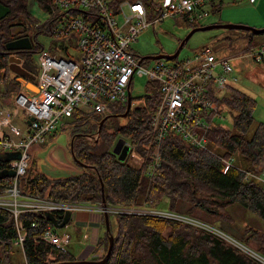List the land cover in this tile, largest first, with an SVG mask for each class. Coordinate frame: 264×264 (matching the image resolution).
I'll use <instances>...</instances> for the list:
<instances>
[{
    "label": "trees",
    "instance_id": "16d2710c",
    "mask_svg": "<svg viewBox=\"0 0 264 264\" xmlns=\"http://www.w3.org/2000/svg\"><path fill=\"white\" fill-rule=\"evenodd\" d=\"M27 1L0 0V5L9 10L0 20V77L3 74L1 72H8V60L12 55L20 54L33 69L27 56L36 52V35L47 31V25L44 24L31 39L28 37L31 44L29 51L17 53L7 49V44L21 37L18 36L20 29L25 37L23 28L26 24L39 23L32 16ZM138 1L148 3L150 0ZM30 2L47 13L45 0ZM222 3L213 5L212 12H218ZM180 18L191 30L201 27L196 23H189L185 17ZM12 28L18 29L14 35ZM248 34L250 38L248 37L245 52L253 50L256 37ZM259 36L264 37V34ZM18 78L15 76L14 79L3 80L0 100L19 94L22 85ZM148 87L151 91L145 96V101L149 112H153L158 85L148 83ZM255 105L253 98L239 90L230 89L227 98L223 99V106L230 113L232 129L219 125L209 132V145L214 150L191 147L175 134L168 133L161 143L154 144L149 153H145L148 162L140 167L131 165L128 160L118 161L112 154V149L118 140L123 139L129 145H137V150L141 153L140 145L145 143L141 136L148 130L147 122L150 120L145 110L130 111L125 119H120L113 116L123 115L126 104L115 106L99 134V123L104 117L77 110L64 120L59 130H69L70 138L73 139L74 157L90 173L50 180L41 173L29 178L27 172L20 179L19 187L22 191L39 194L54 201L97 204L102 203V184L105 203L166 210L220 231H225L222 225L226 229L234 224L227 210L234 205L264 221V183L255 178L264 172V123H259L252 135L248 136L254 123ZM119 121L123 124L119 125ZM118 136L120 138L117 140ZM153 154H158L160 167L155 176L150 178L146 168ZM223 162H228L229 167L226 168ZM246 173L253 177L247 178ZM9 181L0 180V193L8 186ZM115 219L116 234H111L109 216L110 232L100 238L99 245L103 248V254L95 261L104 258L108 236L112 235L113 249L105 264H258L250 256L203 229H192L176 221L150 216L123 215L115 216ZM18 222L26 233L21 248L25 264H46L45 260L49 255L56 256V260L50 264L75 261L70 252L59 253L33 240L44 235L48 227H52L47 219L26 212L18 216ZM231 236L249 251L264 258V233L260 234L245 226L241 233ZM16 241L17 230L13 216L0 209V245L9 249ZM0 264H5L2 256Z\"/></svg>",
    "mask_w": 264,
    "mask_h": 264
},
{
    "label": "built area",
    "instance_id": "2783aa9c",
    "mask_svg": "<svg viewBox=\"0 0 264 264\" xmlns=\"http://www.w3.org/2000/svg\"><path fill=\"white\" fill-rule=\"evenodd\" d=\"M221 1L160 0L153 5L152 0L148 3L138 0H45L47 13L40 10L48 20L35 24V27L38 29L46 24L45 34L66 42L68 46L60 48L54 56L41 51L39 70L25 80L31 82L35 92L24 88L6 109L0 108V153H20L19 160L4 166L13 170L15 177L9 179L8 186L0 193V209L10 212L15 222L16 246L22 247L25 241L26 233L18 222V216L26 212L39 216L66 212L73 216L76 212H97L101 217L104 214L150 216L206 230L205 224L166 210L123 204L54 201L22 191L19 181L28 172L29 150L33 146H43L64 120L77 110L100 117L110 116L115 106L126 104L127 93L135 77H145L148 83L158 85L153 112H149L145 97L131 98V111L145 110L150 118L146 130L149 146H143L147 153L168 133L175 134L191 147L208 151L209 132L226 119L222 102L229 92L226 77L234 72L230 60L218 59L211 49H202L195 51L192 59L155 60L153 69L147 70L139 63L140 58L135 56L131 46L142 32L156 29L167 19L185 17L189 23L197 24L212 13L213 5ZM27 37L31 39L32 36ZM263 55L264 47L256 50L251 58L259 63ZM12 56L18 59L17 55ZM24 63L20 60L17 66L29 75ZM150 91L148 87L147 94ZM220 93L224 94L220 96ZM21 113L30 121L25 134L12 123ZM125 146L128 147L125 160L139 162L140 165L148 162L141 146V153L137 145L125 142ZM149 160L146 172L152 178L159 170L160 159L158 154H153ZM223 163L229 167L228 162ZM246 177L253 176L246 173ZM261 177L264 183V172ZM54 230L48 227L44 235L33 240L59 253H66L71 244L70 236L57 234ZM55 260L56 256L49 255L45 263Z\"/></svg>",
    "mask_w": 264,
    "mask_h": 264
},
{
    "label": "rangeland",
    "instance_id": "374dc122",
    "mask_svg": "<svg viewBox=\"0 0 264 264\" xmlns=\"http://www.w3.org/2000/svg\"><path fill=\"white\" fill-rule=\"evenodd\" d=\"M153 5L157 4L160 0H152ZM222 7L216 13H210L208 17L198 22L199 26H207V25H240L245 27H250L256 30L264 29V0H222ZM29 9L31 10L32 16L39 22L45 23L48 20V16L43 13L40 8L30 2ZM16 30V32H15ZM11 31H14L12 34H16L18 29L12 28ZM22 31V29H20ZM20 31H18L19 34ZM25 33V38L28 36H33L34 33L38 32V29L34 25L26 24L23 28ZM191 31V28L187 27L183 20L179 17H174L167 19L163 23H161L156 29L146 30L142 32L138 38L136 43H134L131 48L134 52L135 56L139 58L155 56L161 53H166L168 55H173L177 50L180 42L188 35ZM22 35V34H21ZM248 37L250 38L247 32L239 31V30H211L206 32H196L194 33L190 39L186 42L183 49L180 51L177 60L181 61L187 58L192 59L193 53L195 51H200L202 49H211L213 53L216 55L218 59H229L231 65L233 66L234 72L233 75L227 76L226 85L230 89H236L247 96L253 98L256 102L253 118L254 123L251 126L248 136L252 135L256 126L259 123H264V55L262 60L259 63H256L251 57L252 54L256 50H261L264 47V37L256 36L254 39V48L251 51L248 50L245 52V48L249 42ZM68 46L66 42L62 40H54L48 37L46 34L39 33L36 35V52L30 53L27 57L29 58V62L33 66V71L39 70V54L43 50L46 53L54 56L56 51H59L60 48ZM73 47V45H71ZM40 51V52H39ZM69 53H72L69 50ZM11 57V56H10ZM9 57V59H10ZM60 58V57H59ZM16 59V58H15ZM18 61L23 59L22 57H18ZM17 60H15L16 62ZM174 64V62H167ZM142 67L151 70L156 65L155 61H143ZM9 66V60H8ZM3 71V70H2ZM2 76L0 77V86L3 85V80L6 78H15V73L10 70L8 72L3 71ZM6 76V77H5ZM5 77V78H4ZM234 77V78H233ZM25 81V80H24ZM20 84L22 88L20 90L23 91L25 88H30L31 90L35 88L32 86L31 82L25 81L22 84V80L20 79ZM24 86V87H23ZM148 88V80L143 77H135L132 86L130 89V94L132 99H141L147 95ZM224 93H220V96ZM224 97V96H223ZM223 104V102H222ZM6 109V106L3 108ZM131 111V110H130ZM112 115V114H111ZM110 115V116H111ZM121 119V118H120ZM21 120V117L19 118ZM23 122V121H22ZM22 122L18 120L13 124L14 126L20 127ZM220 126L231 130L232 129V120L230 117V113L226 112V119L221 120ZM119 125H122L123 122L119 121ZM1 129V128H0ZM69 130L56 131L51 134L50 137L47 138L46 143L43 146H33L29 150L30 162L28 165V176L29 178H33L37 173L44 174L48 179L54 180L58 178H67L69 176H73L77 171L80 174L90 173L87 172L85 168L78 165L70 152V143L71 138L69 135ZM148 131H146L141 137L144 139L142 145H140L145 153L147 151L143 148V146H149L148 139ZM120 136V135H119ZM118 136L117 140L120 138ZM116 140V141H117ZM123 140V139H122ZM141 149V148H140ZM209 151L214 150V147L208 144ZM113 150V149H112ZM131 165L140 167V163L138 162L130 163ZM4 166H2L3 168ZM66 172V173H61ZM68 172V173H67ZM71 174V175H67ZM258 181L263 183V179L261 176L256 178ZM165 206V203H162ZM162 208H165L162 206ZM228 212L232 216L234 220V224L230 228L225 229V225H222L224 230H218L214 227L206 226L207 232L215 235L217 238L221 239L228 245L233 246L241 253L250 256L253 258L258 264H264V258L259 257L255 253H252L247 248L242 246L236 240L232 239L233 236L231 234L241 233L245 226H249L260 234L264 233V221L257 218L255 215L250 213L249 211L234 205L229 207ZM87 214V218L89 220H96L99 214L97 212H76V214ZM177 214V213H175ZM180 216V214H177ZM184 216V215H182ZM111 223V234H116L117 226L115 216H110ZM58 233H71L73 241L81 238L82 231L79 233H75V230L69 226L63 229H55ZM97 233H100L102 237L105 233V225H103L100 229H96ZM235 232V233H234ZM85 235V234H84ZM86 237V236H84ZM95 238V237H94ZM71 239V237H70ZM14 245V244H13ZM81 247L83 245H75L72 248V254L78 255ZM22 247H20L21 249ZM84 248V247H83ZM20 249L18 246H12L9 249H4L0 245V256L3 257V261L5 264H25V260L21 255ZM6 250V251H5ZM22 251V250H21ZM88 253V250L87 252Z\"/></svg>",
    "mask_w": 264,
    "mask_h": 264
},
{
    "label": "water",
    "instance_id": "95a60500",
    "mask_svg": "<svg viewBox=\"0 0 264 264\" xmlns=\"http://www.w3.org/2000/svg\"><path fill=\"white\" fill-rule=\"evenodd\" d=\"M9 13V10L3 8L0 5V20L2 18H4L7 14ZM218 29H222V30H239V31H243V32H247V33H251L255 36H259L264 34V29L261 30H256L250 27H245V26H240V25H228V24H224V25H207V26H202V27H198V28H194L192 29L188 35L180 42L177 50L175 51V53L173 55H168V54H160V55H155V56H148V57H143L140 58L139 63H142L143 61H155V60H160V59H164L167 61H172L174 59H176L180 53V51L183 49L184 45L186 44V42L190 39V37L196 33V32H206V31H211V30H218ZM7 49L9 51H14V52H22V51H29L31 49V44H30V40L29 38H25L22 37L20 39H16L12 42H10L9 44H7ZM15 60H17L15 62ZM18 64V59H15L13 56L10 57L9 59V70L12 71V73L14 72L15 75L18 78V81H20V79L22 80V84H24V79H30L31 78V73L33 72V69H31L26 63L24 66V69L28 72L29 75H26L23 73V71L21 70V68L19 66H17ZM30 91H32L30 88H28ZM35 92V91H34ZM131 110V94L130 92L127 93V101H126V111L123 115H119V116H113V117H118L121 119H125L127 114L130 112ZM111 116H107L104 117L101 122L99 123V127H98V134L100 133V130L102 128V125L104 124L105 121H107ZM30 121H28L29 123ZM98 136V135H97ZM95 139H97V137H95ZM73 139L71 140L70 143V152L71 155L74 159V161L80 165L81 167H84L83 165H81L74 157L73 154ZM128 153V147L125 146V141L120 139L118 140L112 150V154L115 155L118 159V161L120 162H124L126 159ZM20 159V153L19 152H14V153H0V180L3 179H12L15 177V172L11 169H7V168H2V166H5L7 163L11 162V161H17ZM101 194H102V203L105 204V199L103 196V186L101 184ZM43 218L47 219L51 224L52 227L54 229H63L71 220H72V215L70 212H66L63 213L61 215H54L51 213H45L42 216ZM103 219H104V225H105V230L106 233L109 234L110 232V226H109V216L107 214L103 215ZM113 243H114V239L112 235L108 236V248L106 251V254L104 255V258L100 261H74V262H66V263H54V264H105L108 259L110 258L112 249H113Z\"/></svg>",
    "mask_w": 264,
    "mask_h": 264
},
{
    "label": "crops",
    "instance_id": "0c3cea01",
    "mask_svg": "<svg viewBox=\"0 0 264 264\" xmlns=\"http://www.w3.org/2000/svg\"><path fill=\"white\" fill-rule=\"evenodd\" d=\"M32 91H34V89ZM16 96L17 95L13 96L12 98L0 100V108H4L5 106H9L10 102L13 101ZM20 117H21V120H19ZM17 120L19 122H22V121L23 122H22L20 127H18V126H15V127L20 129L21 131H23V133L25 134L26 133V126L28 124L27 118H25L24 115L21 113L16 119H14L13 123ZM1 132H2V129H0V133ZM61 173H66V172H61ZM67 175H71V174H67ZM79 175H81V174L79 171H77L76 174H74L73 176H79ZM73 176H69V177H73ZM103 220H104L103 216L101 217L100 215L97 217L96 220H93V221L89 220L87 218V214L80 213V214H76L74 216L72 215V220L65 227L71 226L75 230L76 234L79 233L80 231H82L83 236L81 238L77 237V240L73 241L71 233H66L71 237V244H70L67 251L72 254L71 250H72L73 246L80 244V245H83V247H84V248L81 247L78 255L72 254L75 261H95L97 258L102 256L103 248L99 245V240H100L101 236H100V233H97L96 229L101 228V226L103 225V222H102ZM56 233L57 234H65V233H58V232H56ZM84 236H86V237H84ZM13 246L16 247L15 244ZM19 249H20V247H19ZM87 250H88V253H86ZM20 252H21V249H20ZM21 255L23 256L22 252H21Z\"/></svg>",
    "mask_w": 264,
    "mask_h": 264
},
{
    "label": "flooded vegetation",
    "instance_id": "af4514ba",
    "mask_svg": "<svg viewBox=\"0 0 264 264\" xmlns=\"http://www.w3.org/2000/svg\"><path fill=\"white\" fill-rule=\"evenodd\" d=\"M18 36H21V37H24V35H21V34H19ZM20 37V38H21ZM20 38H17V39H20ZM16 40V39H15ZM23 52V51H22ZM17 53H21V51L20 52H17ZM17 56H20V54H17ZM19 60V59H18ZM20 60H24V59H20ZM25 61V60H24ZM26 63V62H25ZM34 73H35V71H33L32 73H31V75H34Z\"/></svg>",
    "mask_w": 264,
    "mask_h": 264
},
{
    "label": "bare ground",
    "instance_id": "6f19581e",
    "mask_svg": "<svg viewBox=\"0 0 264 264\" xmlns=\"http://www.w3.org/2000/svg\"><path fill=\"white\" fill-rule=\"evenodd\" d=\"M28 91H30L28 88H26ZM32 92H34V91H32ZM142 196V195H141Z\"/></svg>",
    "mask_w": 264,
    "mask_h": 264
}]
</instances>
